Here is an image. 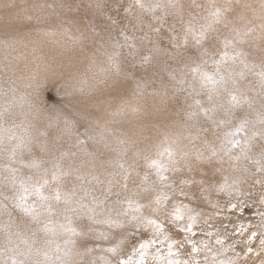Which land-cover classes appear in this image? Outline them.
<instances>
[{
	"label": "clouds",
	"instance_id": "clouds-1",
	"mask_svg": "<svg viewBox=\"0 0 264 264\" xmlns=\"http://www.w3.org/2000/svg\"><path fill=\"white\" fill-rule=\"evenodd\" d=\"M0 264H264V0H0Z\"/></svg>",
	"mask_w": 264,
	"mask_h": 264
}]
</instances>
